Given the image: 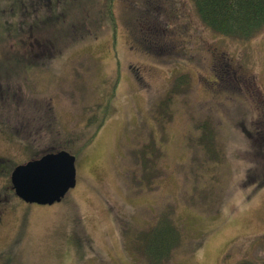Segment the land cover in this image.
<instances>
[{"label":"rangeland","instance_id":"1","mask_svg":"<svg viewBox=\"0 0 264 264\" xmlns=\"http://www.w3.org/2000/svg\"><path fill=\"white\" fill-rule=\"evenodd\" d=\"M59 2L30 31L27 0H0V264H264V30L224 37L194 0ZM61 150L76 186L25 202L12 171ZM161 216L180 239L154 262Z\"/></svg>","mask_w":264,"mask_h":264},{"label":"trees","instance_id":"2","mask_svg":"<svg viewBox=\"0 0 264 264\" xmlns=\"http://www.w3.org/2000/svg\"><path fill=\"white\" fill-rule=\"evenodd\" d=\"M61 1V0H60ZM199 16L201 17L204 24L210 29H213L216 33L227 37V38H237V39H253L259 32L264 30V0H194ZM42 3V7L53 8L56 4L58 5L59 0H27L28 6L22 11L25 14V18L29 19L30 24H28L30 31L34 30L36 26H39L41 23V18L37 17V12L40 8L38 5ZM20 4L23 5V3ZM109 5H113V0H109ZM50 9V10H51ZM55 10V9H54ZM27 23H23L21 26L24 27ZM20 57H24L25 61L22 62L23 68H27L29 64L27 53L22 54ZM19 60H13L15 64H19L21 67V62ZM22 68V70H23ZM184 83L183 79L178 80L175 86L170 90L167 96L160 102L159 110L161 111L160 118H165L167 124L171 116V109H168V105L171 104L173 100V94ZM169 112V115H166V112ZM157 118V115H155ZM202 129L207 128L205 124H201ZM204 143L199 141L200 145H204L202 148L205 150L211 162H216V159H219V156L216 155L214 151L215 146L214 142L210 137L202 138ZM219 150L221 148L219 147ZM155 151V150H154ZM154 151L142 150L138 151V156L143 160L146 157L151 159L154 157ZM81 150L76 153L79 154ZM4 159L0 158V164ZM149 171V170H148ZM264 177L260 181H263ZM264 182V181H263ZM173 219V218H172ZM169 218V216H161L159 221L153 225L150 230L142 232L143 236L139 238V244L144 248L145 254L154 262L160 261L163 257H168L171 255L172 250L174 249L175 244L180 239V233L177 230L174 220ZM146 232H149L147 235ZM137 243V241H132ZM139 248V245H138ZM140 249V248H139ZM142 254V249L139 250ZM144 254V255H145ZM240 264H256L254 262H243Z\"/></svg>","mask_w":264,"mask_h":264},{"label":"water","instance_id":"3","mask_svg":"<svg viewBox=\"0 0 264 264\" xmlns=\"http://www.w3.org/2000/svg\"><path fill=\"white\" fill-rule=\"evenodd\" d=\"M76 156L66 151L48 153L16 167L11 176L16 193L28 203L62 200L77 182Z\"/></svg>","mask_w":264,"mask_h":264},{"label":"flooded vegetation","instance_id":"4","mask_svg":"<svg viewBox=\"0 0 264 264\" xmlns=\"http://www.w3.org/2000/svg\"><path fill=\"white\" fill-rule=\"evenodd\" d=\"M1 218V217H0Z\"/></svg>","mask_w":264,"mask_h":264}]
</instances>
